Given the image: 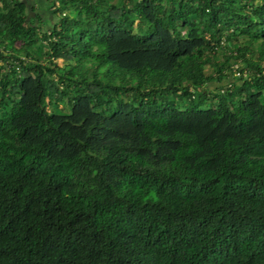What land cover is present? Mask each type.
Wrapping results in <instances>:
<instances>
[{"label":"trees","instance_id":"trees-1","mask_svg":"<svg viewBox=\"0 0 264 264\" xmlns=\"http://www.w3.org/2000/svg\"><path fill=\"white\" fill-rule=\"evenodd\" d=\"M45 3L0 0V264H264V0Z\"/></svg>","mask_w":264,"mask_h":264},{"label":"rangeland","instance_id":"rangeland-1","mask_svg":"<svg viewBox=\"0 0 264 264\" xmlns=\"http://www.w3.org/2000/svg\"><path fill=\"white\" fill-rule=\"evenodd\" d=\"M26 1L28 2L29 6L36 5L37 9L34 11H30V13L34 14V13L38 12L39 14H41L42 19H40L39 21L41 23H44V25L47 27L48 24L45 23V22H47L46 20L52 19L53 16H52L51 12L49 11V9L47 8V5H46L47 3H45V0H26ZM20 44L21 43L18 42V45H20ZM58 61L61 65H64L66 63V61L64 62V60H62V59H59ZM210 86H213V85L210 84L209 87ZM204 106H209V102L205 103Z\"/></svg>","mask_w":264,"mask_h":264}]
</instances>
